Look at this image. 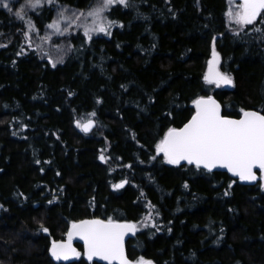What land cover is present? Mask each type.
Wrapping results in <instances>:
<instances>
[{"label": "trees", "instance_id": "trees-1", "mask_svg": "<svg viewBox=\"0 0 264 264\" xmlns=\"http://www.w3.org/2000/svg\"><path fill=\"white\" fill-rule=\"evenodd\" d=\"M55 2L86 10L93 0ZM128 4L106 12L111 35L88 42L78 30L51 47L36 36L54 3L28 12L30 40L27 23L0 7V264H99L80 243L74 261L50 252L73 222L95 218L140 226L127 243L133 261L264 264L263 173L248 186L156 151L199 96H215L226 116L264 113V13L234 30L230 0ZM213 44L229 88L204 81ZM88 120L96 127L86 134L77 122Z\"/></svg>", "mask_w": 264, "mask_h": 264}, {"label": "snow or ice", "instance_id": "snow-or-ice-1", "mask_svg": "<svg viewBox=\"0 0 264 264\" xmlns=\"http://www.w3.org/2000/svg\"><path fill=\"white\" fill-rule=\"evenodd\" d=\"M52 3L53 0H25L14 14L25 21L28 15L26 9L37 11L45 4ZM115 5L129 6L128 0H94L87 10L60 6L56 18L46 27L53 29L58 35H64L70 34L75 26L82 29L88 42H92L94 34L111 35V28L116 21L109 20L105 13ZM0 7L13 12L8 0H0ZM261 13H264V0H240L238 4L230 6L227 15L231 22L244 28L254 26ZM25 22L29 31L23 34L30 40V33L36 31V25L30 17ZM219 63V54L213 44V55L204 81L217 88L232 85V76L222 72ZM192 103L195 111L187 123L179 128H168L156 145L157 153H162L168 164L181 165V162H186L209 171L221 167L237 176L240 181H255L257 170L264 173V113L241 109L242 116L239 119L230 118L221 114V104L210 95L199 96ZM77 125L87 133L94 121L89 120L84 124L77 122ZM100 159L106 161L104 155ZM126 183L124 180L114 187L119 189ZM41 229L45 233L49 231L43 225ZM136 231L137 224L133 222H120L111 218L85 219L71 224L67 241L53 240L50 252L57 261L80 257L81 253L72 246L73 237H79L84 242L85 255L89 261L98 257L107 264H152L143 257L133 261L126 254L125 237Z\"/></svg>", "mask_w": 264, "mask_h": 264}, {"label": "water", "instance_id": "water-1", "mask_svg": "<svg viewBox=\"0 0 264 264\" xmlns=\"http://www.w3.org/2000/svg\"><path fill=\"white\" fill-rule=\"evenodd\" d=\"M226 88H228V87H230L231 85H224ZM211 96H213V95H211ZM214 98H215V96H213ZM216 99V98H215ZM217 101H218V99H216ZM219 102V101H218ZM220 103V102H219ZM221 104V103H220ZM221 114L222 115H224L223 114V110H222V105H221ZM226 116V115H225ZM242 116V114L239 116V117H231V116H228V117H230V118H234V119H239L240 117ZM191 118V117H190ZM89 121V120H88ZM88 121H86L85 123H87ZM91 121H94V125H93V127L91 128V130L89 131V132H87L86 134H88V133H90V132H92V130L96 127V121L95 120H91ZM185 123H187V122H185ZM184 123V124H185ZM183 124V125H184ZM182 125V126H183ZM182 126H180V127H182ZM179 128V127H178ZM84 132V131H83ZM85 133V132H84ZM181 165H189V164H187L186 162H181ZM189 166H194V165H189ZM200 169H203V170H205V171H208V172H223V173H227V174H229V176L231 177V178H233V179H236V180H239V178L237 177V176H234L232 173H230V172H228L227 171V169H225V168H221V167H217V168H214V169H212L211 171H209L208 169H205V168H203L202 166L200 167ZM259 170H257V179L255 180V181H242L245 185H248V186H253V185H255L257 182H258V180H259ZM263 176H264V173H263ZM120 222H128V221H120ZM134 223V222H133ZM71 229V228H70ZM137 233H138V229H137V231L135 232V234H132V233H129L126 237H125V241H124V245H125V251H126V254H127V243H128V241L129 240H131L132 238H134L136 235H137ZM77 243H80V244H82V246H83V254H84V258L87 260V261H89L88 259H87V256L85 255V248H84V242H83V240H81L79 237H73V240H72V246L74 247V248H76L77 249V247H76V244ZM77 251H78V249H77ZM128 256V255H127ZM54 258V257H53ZM55 259V258H54ZM77 259V257H72V258H70L69 260H60L61 262H69V261H74V260H76ZM89 262H96V263H99V264H107V262L106 261H102V260H100L98 257H96V258H94L92 261H89Z\"/></svg>", "mask_w": 264, "mask_h": 264}, {"label": "rangeland", "instance_id": "rangeland-1", "mask_svg": "<svg viewBox=\"0 0 264 264\" xmlns=\"http://www.w3.org/2000/svg\"><path fill=\"white\" fill-rule=\"evenodd\" d=\"M8 2H9V4H10V7H13V12L15 13V11L16 10H19V7H20V5L21 4H23L24 2H25V0H8ZM93 2H94V0H93ZM93 2H92V4H93ZM240 2V0H230V6H234L235 4H238ZM53 3H54V5H55V16H54V19L56 18V16H57V9L58 8H60V6H66V5H61V4H56V2H55V0H53ZM230 6H229V8H230ZM67 7H69V6H67ZM69 8H71V9H74V8H72V7H69ZM88 9V8H87ZM86 9V10H87ZM26 11H27V13L29 12V11H31V10H29V9H26ZM106 14V13H105ZM228 22H229V24L231 25V26H233V28H235L234 30H236V29H238V28H240L241 26H238V25H236L234 22H231L230 20H229V17H228ZM78 30H80V31H82V29H78V28H76L75 26H73V29H72V31L71 32H75V31H78ZM83 32V31H82ZM66 34H64V35H58V34H56L55 32H54V30L53 29H49V28H47L43 33H41L40 34V36L39 37H37L36 36V42H38L39 43V45H46V46H48V47H51V42H52V40H54V39H56V38H62L63 36H65ZM94 35H101V34H94ZM45 37H49V39H45ZM58 44V43H57ZM59 45H61L60 43H59ZM58 50H59V48H58ZM224 86V85H223ZM225 87V86H224ZM229 88V87H228ZM137 228H138V230H139V228H140V226L139 225H137ZM77 258H79V257H77ZM145 260H148V259H145ZM150 261V260H149ZM153 264V263H152Z\"/></svg>", "mask_w": 264, "mask_h": 264}]
</instances>
